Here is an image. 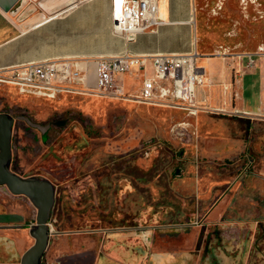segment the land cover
<instances>
[{
    "label": "rangeland",
    "instance_id": "rangeland-1",
    "mask_svg": "<svg viewBox=\"0 0 264 264\" xmlns=\"http://www.w3.org/2000/svg\"><path fill=\"white\" fill-rule=\"evenodd\" d=\"M196 5L204 23L205 45L210 39L207 35H215L231 52H255L264 44V0H197ZM131 84L132 91H137L138 84ZM0 111L47 124L45 145L70 127L79 129L89 147L78 153L77 174L98 168L104 172L101 182L107 189L117 187L118 177L130 170L132 194L128 196L134 200V214L139 218L143 207L151 212L144 220H136L135 232L102 233L97 245L101 256L108 258L113 248H119L123 253L114 256L115 263L133 264L124 255L129 256L130 243L143 244L146 231L147 252L137 251L141 264H155L156 258L168 252L170 259L166 264L216 263L219 260L210 255V241L217 239L219 245L224 237L238 245L247 241L252 250L257 244L260 254L254 251L251 260L257 263L259 258L264 259V215L259 212L260 202L256 200L259 191L254 181L264 177V117L253 115L255 120L248 124L247 118L235 121L237 117L227 110L223 115L219 113L228 123V129L223 130V119L210 112L208 124L212 136L217 138L226 130L243 133L245 150L234 158L219 161L204 155L202 136L207 130H202L203 124L197 125L194 118H187L179 110H171L170 116L165 108L96 92L62 94L55 99L27 97L14 88L0 86ZM39 135L37 129L18 118L15 120L11 164L14 171L31 174L39 165L44 147ZM224 180L229 184L215 190L207 201L202 199L212 182ZM223 191L241 201L231 216L213 220L207 212L215 196ZM160 208L167 209L166 216L155 220ZM35 215V206L25 196L14 195L0 185V224H25L21 228L0 229V264H20L22 254L34 242L28 229L36 221ZM21 231L24 236L19 234ZM86 239L82 234L76 235L70 240L73 250H69L64 237L51 235L45 264H64L74 250L91 246Z\"/></svg>",
    "mask_w": 264,
    "mask_h": 264
},
{
    "label": "crops",
    "instance_id": "crops-1",
    "mask_svg": "<svg viewBox=\"0 0 264 264\" xmlns=\"http://www.w3.org/2000/svg\"><path fill=\"white\" fill-rule=\"evenodd\" d=\"M196 3L197 0H158L159 15L164 21L153 31L139 33L127 40L113 30L111 0H20L9 11L0 8V67L43 59H68L87 65L94 77L97 57L123 52L150 56L196 51L199 55L197 64L204 69L206 82L199 89V96H205L210 107H223L234 114L235 121L242 122L247 118L246 123H253L256 116L264 117V56L257 57L249 68L247 54L251 52H231L230 47L218 42L215 35H207L210 39L205 45L204 23ZM152 73V63L147 58L144 68L135 65L120 78L124 89L130 92H133L131 82H136L135 92H138L144 77ZM161 108L168 109L169 115L171 110H178ZM209 114L208 111L194 116L185 114L187 118H194L197 125L203 124V131L207 130L202 136L204 155L226 161L244 151L243 133L226 130L217 138L212 136L208 124L212 116ZM213 114L218 115L215 118L223 119L222 129H228L226 118L222 116L225 112ZM253 115L255 118L251 117ZM254 181L255 189L259 191L256 199L260 202L259 212L264 215V177ZM227 182H212L202 199H210L214 191L228 185ZM240 201V198L234 199L233 194L226 196L223 191L215 196L207 214L213 220H221L235 213ZM19 234L25 235L24 231ZM169 259L170 253H163L155 259V264H166Z\"/></svg>",
    "mask_w": 264,
    "mask_h": 264
},
{
    "label": "built area",
    "instance_id": "built-area-1",
    "mask_svg": "<svg viewBox=\"0 0 264 264\" xmlns=\"http://www.w3.org/2000/svg\"><path fill=\"white\" fill-rule=\"evenodd\" d=\"M246 2V0H241ZM112 25L117 35L127 40L146 31H153L164 20L159 15L158 0H111ZM264 56V44L247 54V67ZM196 51L187 53H155L135 56L123 54L97 57L94 77L89 67L68 59H43L0 67V86L37 98L55 99L61 94H89L135 103L184 111L187 116L199 112L223 113V107H210L199 89L206 85L205 71L198 66ZM150 58L152 74L144 77L138 92L124 89L121 75L135 65L145 67ZM94 81V82H93Z\"/></svg>",
    "mask_w": 264,
    "mask_h": 264
},
{
    "label": "flooded vegetation",
    "instance_id": "flooded-vegetation-1",
    "mask_svg": "<svg viewBox=\"0 0 264 264\" xmlns=\"http://www.w3.org/2000/svg\"><path fill=\"white\" fill-rule=\"evenodd\" d=\"M18 116L24 115H17L16 117ZM16 117L15 120L17 119ZM20 120L27 124L26 121L22 119ZM36 124L37 126L31 124L27 125L39 131V139L44 147L40 154L41 160L39 165L31 170L33 172H31L30 175H36L40 178H48L52 181L55 187L53 205L47 218V226L50 231V236L55 235L61 238L64 237L67 241L66 244L70 247L69 250H73L70 246V240L75 239L76 235H84V237L89 239V242L91 243L90 247H84L81 251L74 250L71 253L70 260H66L63 263L116 264L114 260L116 258L114 256H121L123 251L119 248H113L108 255V258L101 256V251L97 249V245L102 237V233L112 231L120 232L122 234L135 232L138 228L136 226V220H144L146 214L151 212L149 208L143 207V212L139 215V218L134 214V200L132 197L128 196L129 194H132L130 170L124 171V173H121L122 175L118 177L117 183L119 186L116 183L117 187L107 189L102 185L101 178L102 173L104 172L100 169H84L85 171L78 172L77 174L75 165L79 157L78 153L84 152L85 149L89 147V141H83V139L86 138L81 136L79 129L76 130L70 127L65 134H61V136L54 138L45 145V142L48 140L47 134L49 126L41 123ZM11 140L13 146V131ZM12 161L13 156L10 162V167ZM166 212V208L164 210L160 208L155 213V220L165 217ZM19 225L25 224H0V229L21 228L17 227ZM143 234V244L138 246L130 243L129 246L131 250L129 256H126V254L124 255L125 259H130L133 264H141V260H139L140 256L137 255L138 249H140L141 253L145 254L147 252L149 235L146 234V231ZM210 242H212L210 245V255L215 256V258H218L219 260L217 261L214 259L215 262H217L214 263L211 261L212 264H264V259L261 258L257 260V263L251 260L252 256L255 254L254 251L256 252L257 249L260 248L257 244H254V250H252L251 247H248L247 241H241L238 245L234 243L233 240L224 237L221 239L219 245H216L217 239H212ZM49 244L50 238L46 250L48 249ZM215 247L219 250L216 248L217 250L214 252ZM46 250L42 257V264H45L44 258ZM257 252L260 254L259 250ZM97 259L98 261H96Z\"/></svg>",
    "mask_w": 264,
    "mask_h": 264
},
{
    "label": "water",
    "instance_id": "water-1",
    "mask_svg": "<svg viewBox=\"0 0 264 264\" xmlns=\"http://www.w3.org/2000/svg\"><path fill=\"white\" fill-rule=\"evenodd\" d=\"M19 1L0 0V8L3 11H9ZM16 118L26 121L27 124L37 126L27 117L18 116ZM14 120V115L6 111H0V184L8 188L14 195H24L37 208L36 222L29 226V235L34 237V242L22 254L20 264H42V257L50 238L47 218L53 205L55 187L48 178H40L30 174L23 175L11 169V137ZM23 226L19 225L17 227Z\"/></svg>",
    "mask_w": 264,
    "mask_h": 264
}]
</instances>
